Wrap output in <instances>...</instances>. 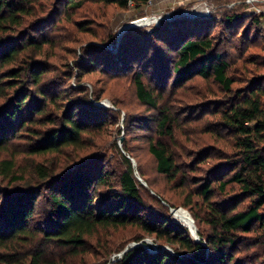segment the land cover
I'll return each mask as SVG.
<instances>
[{
	"label": "trees",
	"instance_id": "1",
	"mask_svg": "<svg viewBox=\"0 0 264 264\" xmlns=\"http://www.w3.org/2000/svg\"><path fill=\"white\" fill-rule=\"evenodd\" d=\"M149 1L0 0V264H77L92 241L103 248L96 254L102 264H264V47L252 39L264 33L262 21L241 14L246 0H215L209 18L179 16L151 31L129 29L114 52L116 35L98 40L93 20L75 19L88 3L126 12ZM58 18L95 40L82 47L64 81L51 77L49 52L61 44L54 37ZM229 51L236 60L228 59ZM100 61L120 77L133 76L139 103L156 112L157 140L149 152L157 174L187 190L184 201L157 190L133 165L127 144L122 152L116 147L124 164L119 172L96 165L107 160L102 154H83L96 146L110 113L120 110L98 106L103 95L83 82V72L93 73ZM238 62L242 76L234 77ZM152 68L173 79L172 90L198 77L221 90V98L199 101L197 112L213 111L185 116L188 124L203 122L200 135L207 137L195 139L193 148L178 140L180 115L167 102L166 86L146 82ZM73 78L77 83L68 86ZM20 136L27 140L25 169L11 145ZM196 171L198 177L190 175ZM178 207L192 216L199 242L172 219L170 210ZM127 230H137L130 241L142 244L101 245L104 234ZM146 238L174 254L146 248Z\"/></svg>",
	"mask_w": 264,
	"mask_h": 264
},
{
	"label": "rangeland",
	"instance_id": "2",
	"mask_svg": "<svg viewBox=\"0 0 264 264\" xmlns=\"http://www.w3.org/2000/svg\"><path fill=\"white\" fill-rule=\"evenodd\" d=\"M214 1H197L195 3H187L184 5H178L175 6L173 9H170L168 11H157V13H177L181 14L184 11L189 12H196V11H202L206 6H208L211 9V15L216 9L217 3L213 4ZM153 5V4H152ZM151 5V6H152ZM262 8L264 6H261ZM264 9V8H263ZM154 12H144L140 11L139 9H130L126 12L118 11L115 8H109L108 10L102 8V6L94 5V4H86L82 10L78 14V16L75 17L76 20H84L86 18L91 19L95 22L93 25L94 29V35L98 36V40H101L102 38H105L107 36V33L110 31L116 35L119 34V32L129 25L130 23L139 20L147 15H151ZM241 14L245 17L253 16L254 18H259L262 21V25L264 28V13L263 12H254L249 8L247 5L245 9L241 11ZM61 15H63L61 13ZM99 16L101 18H99ZM214 16L218 19H221L220 13L214 14ZM63 17V16H61ZM105 17L104 19H102ZM59 18L55 20L57 24V30L54 32V37H58L59 39L56 40V42L61 43L57 44L56 48L50 53V62L52 67L51 77H58L61 81H64L63 76L64 71H68V67L73 64L74 60L76 59V56H83V48L87 45H89L92 41H95L93 37L81 34L77 32V30L73 27L72 23L58 22ZM59 23V24H58ZM131 29H145L147 31L148 28L146 27H139V28H131ZM221 26L216 28L214 31V34H219ZM128 31V30H127ZM242 29L237 33L235 32L236 36H230L228 34L227 39H234L237 37V35H240L242 33ZM259 32V33H258ZM252 39H259L257 40V44L264 47V33H261V31L254 32ZM236 39V38H235ZM121 42V41H120ZM119 42V43H120ZM118 42L114 44V47H109L110 49L114 50V52L117 51V46L119 45ZM229 41L225 43V46H228ZM247 48L252 46L251 43H247ZM250 53H261L260 50H256L254 48L249 49ZM229 56L228 59H235L237 56V53L234 51L228 52ZM174 53L169 54V57H167L169 60L173 59ZM248 56V55H247ZM264 58V53L262 54ZM94 58V56H92ZM236 60V59H235ZM166 61L167 69L170 68V61ZM242 62H238L235 66L236 70H233V76L234 77H240L239 67ZM93 73H85L83 72V82L87 83V86H91L90 92L92 91L96 92L98 95H103V100L100 103H97L98 106L106 108V109H112V110H119V114H111L107 118V124L104 127V129L101 131V133H98L99 137H95L96 146H91L88 150H86L83 154L86 156L92 154V153H98L96 155L102 154L104 157H107V160L105 162L100 161L96 165H106L107 168L110 171H121V167L123 164V161L121 160V155L119 154L116 147L119 148V151L122 152L123 145L127 144V146L130 148L131 152L133 153L134 157L137 159H133V165L135 168L138 169V166L141 167L143 170L145 176L149 178V180L153 183V186L162 192H164L168 198L175 197L179 199V201H184V199L187 197L186 192L187 190H182L179 188L177 184L169 183L163 176L157 174L156 172V164L154 158L151 156L149 152V145L152 140H157V134L155 133L156 124L154 123V119H156V112L153 110H150L149 108L141 105L136 97V91L135 86L133 84V76L130 75H124V76H118L114 71L107 70L106 66L103 64V62H98L96 66L92 69ZM113 70V69H112ZM88 71V70H87ZM154 71V73H153ZM166 73L164 75L161 72H155V69L152 68V71L147 75L146 82L151 83L154 87L160 88L163 85L166 86L168 95H166L167 102L171 106V108L179 112V120H180V128L178 133V140L186 146V150L193 148L192 142L195 139L199 138H205L200 135L202 123H198L193 121L191 124H188L187 122H184L185 116H196L203 115L206 112L213 111L214 108L204 110L197 112V109L202 106H200L199 101H201V98H206L207 100L204 101H210V99H218L221 98V90L219 87L214 84L212 81L207 82L203 80L202 78H196L192 82H189L186 87L179 88V89H173L172 90V84L173 79L168 81V78H165ZM169 75V74H168ZM238 79V78H237ZM67 81V80H66ZM77 81L73 78L71 81L67 82V85H75ZM63 89V88H62ZM58 90L59 92H62L64 90ZM64 92H68L65 90ZM69 95H72L73 97H77L78 95L75 93L68 92ZM171 98V99H170ZM116 102L119 104L116 107ZM199 102V103H198ZM114 110V111H115ZM197 112V113H196ZM182 114V115H181ZM178 115V114H177ZM199 117V116H198ZM197 118H194L196 120ZM200 120V119H198ZM26 133V132H24ZM21 137V136H20ZM24 138V139H23ZM26 137L22 136L19 139L13 140L12 147L13 149H16V153L19 154V162L21 168L25 169L29 164L30 160L27 157V155L24 153L27 146V140H25ZM190 151V150H189ZM84 155V156H85ZM95 155V154H94ZM8 155L2 154L1 159H7ZM185 161H189L188 158L184 159ZM200 172H192L191 176H196ZM137 179L144 185L145 188L149 190V192L153 195L154 192L148 188V185L146 184L143 177L140 175V173L137 171ZM3 186L8 187L9 184L5 182ZM13 186V185H12ZM189 187H193V185H189ZM188 187V188H189ZM176 195V196H175ZM155 205V204H154ZM183 207H178L175 210L181 209ZM184 209V208H183ZM172 210H170V214L172 216V219L178 223L182 224L186 227H188L186 224L181 222L179 219H176L173 214ZM186 211H188L185 208ZM195 225V223H194ZM195 228L197 230V227L195 225ZM190 231L191 239H194L192 236L191 230L188 227ZM140 233L137 230H127V231H120L118 233L113 234H104L103 239L101 240V245H107L109 242L111 244L115 243L116 245H124L127 246H138L142 243L136 244L132 241H130L131 238L139 236ZM195 240V239H194ZM143 243L152 244L154 250H156V247L160 246L154 242L152 238H146ZM91 244L92 249L90 253H87L85 257L81 258V261L77 262V264H96L98 262L96 254L102 253V246L99 247L96 243V241H92ZM166 248L170 249V252L174 254L173 250L165 246ZM160 251V250H157ZM254 249H247V253L249 255H252ZM119 258L122 256V254L118 255ZM85 259V260H84ZM261 262V259L259 260ZM103 262H98V264H102ZM68 264H75L74 261L69 260Z\"/></svg>",
	"mask_w": 264,
	"mask_h": 264
},
{
	"label": "built area",
	"instance_id": "3",
	"mask_svg": "<svg viewBox=\"0 0 264 264\" xmlns=\"http://www.w3.org/2000/svg\"><path fill=\"white\" fill-rule=\"evenodd\" d=\"M154 3V0H150L148 6H151ZM245 3L249 6L251 10L254 12H263L264 13V7L262 8L259 6V0H246ZM194 14L202 15L205 18H209L211 16V9L206 6L202 11H196V12H189L184 11L181 14L177 13H153L151 15H147L139 20H136L129 25L132 28H139V27H146L148 30H152L153 28L159 27L163 21H172L175 20L179 16H192ZM144 246L146 248H149V246H152V244L144 243Z\"/></svg>",
	"mask_w": 264,
	"mask_h": 264
},
{
	"label": "crops",
	"instance_id": "4",
	"mask_svg": "<svg viewBox=\"0 0 264 264\" xmlns=\"http://www.w3.org/2000/svg\"><path fill=\"white\" fill-rule=\"evenodd\" d=\"M197 1H211V0H154V3L152 6H147L140 8V11L144 12H154L157 13V11H168L170 9H173L175 6L178 5H184L187 3H195ZM214 1V0H212ZM259 6H264V0H259Z\"/></svg>",
	"mask_w": 264,
	"mask_h": 264
},
{
	"label": "water",
	"instance_id": "5",
	"mask_svg": "<svg viewBox=\"0 0 264 264\" xmlns=\"http://www.w3.org/2000/svg\"><path fill=\"white\" fill-rule=\"evenodd\" d=\"M185 16V15H184ZM196 16H201V17H203L202 15H198V14H194V15H192V16H185V17H196ZM181 17H183L182 15H181ZM132 27L130 26V25H127L126 27H124L120 32H119V34L117 35V42L119 43L120 41H121V38H122V36H123V34L127 31V30H129V29H131ZM180 209H178V210H175V209H173L172 210V214H173V216L175 215V213L177 212V211H179ZM190 228V227H189ZM190 230H191V233H192V236L194 237V239H195V241H197V242H199L200 241V238H199V236H198V234H197V230H195L194 232H193V230L190 228ZM156 250H160V251H163V252H169V253H171L170 252V249H168V248H166L165 246H158V247H156Z\"/></svg>",
	"mask_w": 264,
	"mask_h": 264
},
{
	"label": "bare ground",
	"instance_id": "6",
	"mask_svg": "<svg viewBox=\"0 0 264 264\" xmlns=\"http://www.w3.org/2000/svg\"><path fill=\"white\" fill-rule=\"evenodd\" d=\"M174 217L176 219H179L181 222L186 224L188 227H190L193 230V232L196 230L192 216L185 209L181 208L179 211L175 213Z\"/></svg>",
	"mask_w": 264,
	"mask_h": 264
}]
</instances>
